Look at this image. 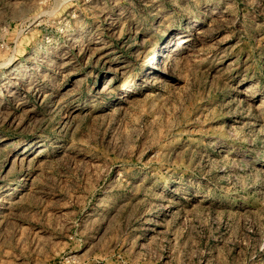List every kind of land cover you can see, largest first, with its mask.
Listing matches in <instances>:
<instances>
[{"label": "rangeland", "instance_id": "rangeland-1", "mask_svg": "<svg viewBox=\"0 0 264 264\" xmlns=\"http://www.w3.org/2000/svg\"><path fill=\"white\" fill-rule=\"evenodd\" d=\"M0 264H264V0H0Z\"/></svg>", "mask_w": 264, "mask_h": 264}, {"label": "bare ground", "instance_id": "bare-ground-1", "mask_svg": "<svg viewBox=\"0 0 264 264\" xmlns=\"http://www.w3.org/2000/svg\"><path fill=\"white\" fill-rule=\"evenodd\" d=\"M11 73H12V72H11ZM110 82H111V81H109L108 83L104 84L103 87H102V89H107V88L109 87V85H110Z\"/></svg>", "mask_w": 264, "mask_h": 264}]
</instances>
